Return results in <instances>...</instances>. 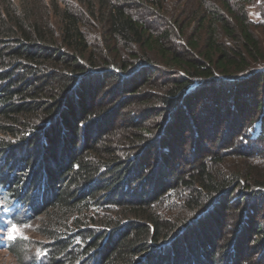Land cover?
Here are the masks:
<instances>
[{
	"label": "trees",
	"instance_id": "16d2710c",
	"mask_svg": "<svg viewBox=\"0 0 264 264\" xmlns=\"http://www.w3.org/2000/svg\"><path fill=\"white\" fill-rule=\"evenodd\" d=\"M75 2H0V229L53 212L46 255L7 235L0 249L21 264H264L250 1L197 0L191 22L153 10L159 25L140 2Z\"/></svg>",
	"mask_w": 264,
	"mask_h": 264
},
{
	"label": "rangeland",
	"instance_id": "374dc122",
	"mask_svg": "<svg viewBox=\"0 0 264 264\" xmlns=\"http://www.w3.org/2000/svg\"><path fill=\"white\" fill-rule=\"evenodd\" d=\"M4 0H0L3 2ZM136 4L140 2L144 9L143 12L149 20H154L156 24H161V22L154 19L155 17L151 15V12L154 10L155 13H159L160 16L165 15L166 18L171 15L174 17L182 19H187L191 22L190 15L196 9L198 2L197 0H163L162 4L157 6L154 0H129ZM209 1V0H207ZM250 2L246 5V11L249 20L253 23V31L257 35L258 39L262 43L264 47V0H249ZM61 4H68L70 6H75V0H58ZM147 10V11H146ZM154 14V13H153ZM165 20V19H164ZM168 20V19H167ZM166 22V21H165ZM164 23V21H163ZM188 29H191L192 25H189ZM181 41L177 40V43ZM257 124V123H256ZM255 127V126H254ZM9 134H4V131L0 128V142L5 143L10 140ZM135 198V196L133 197ZM53 212L51 209L46 210L43 214L38 215L32 219V221L26 225H23L21 228L23 234L27 237V239H19L22 240L24 244H21L20 250H25L28 256L36 255L38 250H41V247H46L47 244H50L51 241L45 238V225L51 220ZM1 219V214H0ZM27 226V227H26ZM8 230L0 229V237L7 235ZM18 249V250H19ZM18 252V251H17ZM21 253V252H20ZM0 264H21L17 260V257L14 255L13 251L0 249Z\"/></svg>",
	"mask_w": 264,
	"mask_h": 264
},
{
	"label": "snow or ice",
	"instance_id": "6c2138e0",
	"mask_svg": "<svg viewBox=\"0 0 264 264\" xmlns=\"http://www.w3.org/2000/svg\"><path fill=\"white\" fill-rule=\"evenodd\" d=\"M7 239L9 241H15L17 239H27V237L23 234L20 226L13 224L10 226L8 230ZM36 255L37 257H41L43 255H46V252H43L42 250H38Z\"/></svg>",
	"mask_w": 264,
	"mask_h": 264
},
{
	"label": "water",
	"instance_id": "95a60500",
	"mask_svg": "<svg viewBox=\"0 0 264 264\" xmlns=\"http://www.w3.org/2000/svg\"><path fill=\"white\" fill-rule=\"evenodd\" d=\"M256 129V133L259 131L260 122H257V124L254 125Z\"/></svg>",
	"mask_w": 264,
	"mask_h": 264
}]
</instances>
